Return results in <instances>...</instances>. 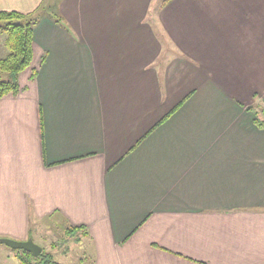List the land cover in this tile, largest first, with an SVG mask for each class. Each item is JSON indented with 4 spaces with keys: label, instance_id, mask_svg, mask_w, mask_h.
<instances>
[{
    "label": "crops",
    "instance_id": "1",
    "mask_svg": "<svg viewBox=\"0 0 264 264\" xmlns=\"http://www.w3.org/2000/svg\"><path fill=\"white\" fill-rule=\"evenodd\" d=\"M164 1L0 0L63 19L0 100V237L54 212L95 264H264V0Z\"/></svg>",
    "mask_w": 264,
    "mask_h": 264
},
{
    "label": "trees",
    "instance_id": "2",
    "mask_svg": "<svg viewBox=\"0 0 264 264\" xmlns=\"http://www.w3.org/2000/svg\"><path fill=\"white\" fill-rule=\"evenodd\" d=\"M165 0L164 2H169ZM56 6L45 4L44 2L33 12L22 13L19 11H0V33L6 35L5 47L8 53L0 58V100L8 95H18L22 88L19 83L20 75L33 67L35 58L34 30L39 22V18L46 15L55 23H62L60 13L56 11ZM3 22V24H2ZM45 58L42 59V62ZM32 78H35L38 71H32ZM6 76V79L4 78ZM263 116H264V112ZM256 125L263 129L264 119L257 115ZM77 232H83L89 236V229L85 225L73 226L66 230V233L73 236ZM21 252V264H58L48 253L41 252L38 257L26 251ZM198 264H206L198 262Z\"/></svg>",
    "mask_w": 264,
    "mask_h": 264
},
{
    "label": "rangeland",
    "instance_id": "3",
    "mask_svg": "<svg viewBox=\"0 0 264 264\" xmlns=\"http://www.w3.org/2000/svg\"><path fill=\"white\" fill-rule=\"evenodd\" d=\"M5 38L6 35L0 33V58L8 53ZM168 52L170 53V50ZM4 78L6 79V76ZM70 227V222L59 213L53 212L50 215L36 217L35 213L31 212L29 229L32 238L43 252L52 256L56 263L95 264L96 250L92 239L84 236L83 232H77L73 236L68 235L66 230ZM1 238L16 240L9 237ZM20 256L21 252L0 243V264H21Z\"/></svg>",
    "mask_w": 264,
    "mask_h": 264
},
{
    "label": "water",
    "instance_id": "4",
    "mask_svg": "<svg viewBox=\"0 0 264 264\" xmlns=\"http://www.w3.org/2000/svg\"><path fill=\"white\" fill-rule=\"evenodd\" d=\"M0 243L6 244L17 251L29 252L33 254L34 257H38L42 252V248L34 242L32 237L26 241H16L12 239L1 238Z\"/></svg>",
    "mask_w": 264,
    "mask_h": 264
}]
</instances>
